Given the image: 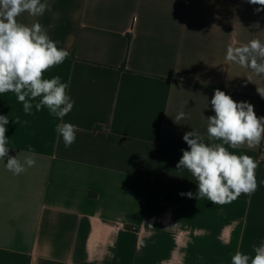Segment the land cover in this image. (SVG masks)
I'll return each instance as SVG.
<instances>
[{"label":"crops","instance_id":"crops-1","mask_svg":"<svg viewBox=\"0 0 264 264\" xmlns=\"http://www.w3.org/2000/svg\"><path fill=\"white\" fill-rule=\"evenodd\" d=\"M45 2V0H41ZM39 22L69 52L44 78L69 83L73 109L25 114L0 94L9 155L35 152L13 175L0 160V264H231L264 244V141L228 150L258 164L257 190L229 204L188 198L198 185L177 171L183 135L205 143L216 89L254 106L264 77L226 60L229 46L264 42V11L248 0H47ZM251 76V82L247 77ZM183 110L185 118L175 121ZM19 118L20 123L12 121ZM24 121H28L24 124ZM60 123L78 126L65 147ZM23 155L20 159L23 161ZM202 258V259H201Z\"/></svg>","mask_w":264,"mask_h":264},{"label":"clouds","instance_id":"clouds-1","mask_svg":"<svg viewBox=\"0 0 264 264\" xmlns=\"http://www.w3.org/2000/svg\"><path fill=\"white\" fill-rule=\"evenodd\" d=\"M250 4L262 7L264 0H248ZM51 5L41 0H0V94L15 93L23 104L25 114H31L32 101L37 100L35 109L47 108L49 113L63 120L74 106L75 101L68 95L69 83L61 82L59 76L44 78V73L62 64L69 56L65 49L48 35L39 23L25 25L17 17L27 12L32 17L43 16ZM226 60L249 70L253 75L264 77V42L250 40L242 46H229ZM251 76L247 80L251 82ZM257 93L264 98V87H257ZM215 113L207 121V139L221 143H205V136L196 131L184 133L183 140L188 149H182V157L176 165L177 171L187 170L195 178L198 190L180 193L188 198H207L213 204L224 205L236 200L241 194L251 196L258 187L255 170L257 162L250 156L237 155L228 150L243 145L257 147L264 141V117H257L254 106L247 102L234 101L224 91L216 89L210 101ZM185 118L181 110L175 117L179 122ZM19 124V118L12 121ZM27 124L28 121H24ZM9 118L0 115V160H7L6 169L13 175H20L35 165V152L9 155L5 127ZM78 126L60 123L56 131L62 137L65 147L76 139ZM23 155V161L20 156ZM264 183V182H262ZM250 257L240 251L231 257V264H264V244L254 248ZM202 259V258H201Z\"/></svg>","mask_w":264,"mask_h":264}]
</instances>
